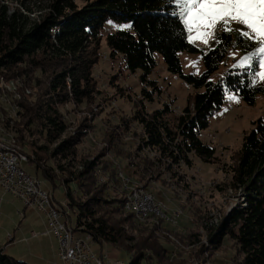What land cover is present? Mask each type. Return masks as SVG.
I'll return each mask as SVG.
<instances>
[{
	"label": "trees",
	"instance_id": "1",
	"mask_svg": "<svg viewBox=\"0 0 264 264\" xmlns=\"http://www.w3.org/2000/svg\"><path fill=\"white\" fill-rule=\"evenodd\" d=\"M11 1L0 0V82L20 79L33 90L32 94L23 95L21 100L19 94L15 95L14 102L20 100L18 105L21 108L17 111L20 121L15 127L19 138L11 140L29 157L32 154L18 143L24 127L39 125L40 132L47 139L56 141L67 131L66 115L61 113V109L68 104L75 109L89 106L101 94L94 71L103 56L102 30L108 21L130 25L129 30L107 35L110 60L120 58L126 71L133 74L141 71V83L154 86L150 77L156 68L157 56H161L167 71L195 90L175 122L168 119L173 113L170 104L148 112L142 101L136 105L132 117L123 119L126 131L132 123L141 126L135 157L139 163L136 162L132 173H137L141 167H144L145 174H155V171L163 169L178 180L175 169L182 164L191 168L192 155L213 163L216 149L200 137V133L209 127L210 118L227 102L229 93H235L246 105L254 107L258 95L264 92L262 86L255 84L254 70L250 67L229 69L218 80L213 79L231 48L242 49L247 54L256 48L254 41L245 42L244 37H238L237 33L221 32L217 45L204 52L190 42L187 28L173 15L176 5L169 0H83V6L75 0H50L48 8L39 12L40 19L33 21L29 13H34L24 14L21 7L15 8L11 14ZM245 44L248 45L247 50ZM184 52L202 56L205 71L201 76L184 73L180 59ZM0 90L2 92V87ZM144 94L147 99H153L154 94L145 90ZM71 144L72 141L61 144L53 156L67 157L72 152ZM34 151L36 158L39 157ZM145 151L155 156L142 158ZM38 160L40 158L35 163L37 169H42L47 179L54 182V169H43ZM95 166V162L87 163L78 175L71 174V179L62 178V184L68 187L74 182L84 188L81 180L87 179ZM230 174L228 186L236 192L238 202L226 220L210 233L209 247L218 251L224 240L230 238L242 257L238 264H264V118L256 120L253 130L244 135ZM103 192L98 190L99 197L84 203L77 202L70 190L67 192L68 205L78 211L74 230L88 235L98 244L124 249L125 244L133 242V239L100 213L103 210L119 214L125 212L129 214L125 219L134 215L125 211V197L115 201L104 200ZM156 229L154 226L153 231ZM126 248L133 251L130 264H143L153 259L159 261L168 254L163 245H149L146 241ZM3 251H0V264H27L5 255Z\"/></svg>",
	"mask_w": 264,
	"mask_h": 264
},
{
	"label": "rangeland",
	"instance_id": "2",
	"mask_svg": "<svg viewBox=\"0 0 264 264\" xmlns=\"http://www.w3.org/2000/svg\"><path fill=\"white\" fill-rule=\"evenodd\" d=\"M75 1L79 6L85 4L83 0ZM49 4L50 0H12L10 13L12 14L15 8L21 7L24 14L34 13V15L29 13L32 21L39 20L41 17L39 12L48 8ZM231 27L236 29L241 26L233 23ZM129 29V24L114 21H108L105 24L102 30L103 56L94 71L101 94L89 106L84 105L75 109L68 104L61 109V113L66 115L67 131L58 140L47 139L40 132L39 125L23 128L21 140L18 143L26 152H30L32 157L29 162L23 163L22 168L28 175L42 181L45 188L51 191L54 202L63 212H66V215H69L74 229L77 225L78 211L68 205L69 190L74 193L75 200L80 203L99 197L98 190H104L102 193L104 200H121L126 195L125 179H130L134 186H140L154 195L156 201L161 204L163 213L171 219V222H166L165 219L159 220L156 217L140 222L132 215V218L125 219L129 215L125 212L119 214L103 210L100 213L133 239V242L125 244L124 249L111 244L101 245L92 240L90 246L94 252H100L103 247L104 255H107V264H117V262L130 264L133 251L132 249L127 251L129 249L126 247H136L143 241L149 245L161 244L168 250V254L159 261L153 259L144 261L143 264H238L242 257L237 253L233 240L226 238L218 251H212L208 237L226 220L227 215L237 205V194L228 186L231 179L230 168L235 163L236 152L241 148L244 135L253 130L256 120L264 118V92L258 95L254 107L246 105L235 93H229L227 102L210 118L209 127L200 133V137L202 141L216 149V159L213 163L204 162L192 155L191 168L182 164L179 169H175L178 180L173 179L172 174L163 169L155 171V174H145L144 167H141L137 173H132L136 162L139 163L135 157L141 126L132 123L126 131L123 119L132 117L136 111V105L142 101L148 112L163 109L165 104H170L173 113L168 116V119L173 122L183 113L189 96L194 94L195 90L179 77L170 74L161 56H157V65L150 77L154 86L151 83H141L139 79L142 75L141 71L135 74L126 71L120 58L117 61L110 60V49L106 43L107 35ZM221 32L237 33L221 30L218 26L215 38H208L207 44L199 39L191 43L204 52H208L217 45L218 35ZM188 35L194 36L195 33L188 32ZM254 51L255 49L245 54L242 49L231 48L213 79L218 80L229 69L250 67L254 70L255 84L264 88V80L257 75L262 71L259 56L253 57L251 66H238L245 56ZM180 59L185 74L201 76L205 71L200 54L184 52L180 54ZM1 87L0 138L6 141L15 138L18 140L19 135L15 128L20 121L17 114L20 108L18 104L23 95L32 94L33 90L20 79L0 82V89ZM144 90L154 94L152 100L145 97ZM17 94L20 100L16 103L14 101ZM229 96H235L239 102L230 100ZM66 141L73 142L70 145L71 154L67 157L59 154L53 156L55 149ZM34 150L38 152L37 158H40L38 163L42 164L43 169H54L56 173L54 182L47 179L42 169H37ZM142 155V158L145 155L150 158L155 156L154 153L147 151ZM89 162H95L96 166L90 174L91 177L81 180L82 185L85 184L84 188L83 186L81 188V185L78 187L74 182L69 183L68 187L62 184V178L71 179L73 175H78L84 171L85 165ZM59 166L64 169L61 170ZM7 195L0 189V251L7 245L8 239L11 240L15 236L18 241L21 226L30 227L31 222L36 221H30L33 217L31 213L30 220L24 219L25 214L22 211L24 206ZM16 204L22 208L23 217L20 216V210ZM26 209L30 212L33 208ZM154 226L157 229L153 231ZM80 234L82 233H78ZM31 242H33L32 245L30 242L27 244L23 242L21 246L5 249L3 253L27 264H65L47 241L42 244L43 252L39 250L38 241ZM26 245L32 246V248L28 247L31 251L27 252L23 249ZM33 249L34 254H31Z\"/></svg>",
	"mask_w": 264,
	"mask_h": 264
},
{
	"label": "built area",
	"instance_id": "3",
	"mask_svg": "<svg viewBox=\"0 0 264 264\" xmlns=\"http://www.w3.org/2000/svg\"><path fill=\"white\" fill-rule=\"evenodd\" d=\"M8 149H18V158L0 155V189L21 202L25 208H33L47 219L50 232L58 240L59 258L65 264H107L104 252L96 253L90 246L92 238L78 235L71 229L70 218L54 202V195L38 178L28 175L22 168L30 157L22 153V147L7 145ZM134 192H137L133 188ZM146 207H154L153 200L146 198ZM155 208V207H154ZM20 216L24 214L19 211ZM117 264H123L117 262Z\"/></svg>",
	"mask_w": 264,
	"mask_h": 264
},
{
	"label": "snow or ice",
	"instance_id": "4",
	"mask_svg": "<svg viewBox=\"0 0 264 264\" xmlns=\"http://www.w3.org/2000/svg\"><path fill=\"white\" fill-rule=\"evenodd\" d=\"M176 8V15L187 28L190 42L199 39L208 43V38H215V32L220 27L224 31H236L246 41H254L255 51L245 56L240 65H252L253 57L259 56V65L262 71L257 73L264 80V0H169ZM235 23L241 27L233 29ZM246 50L248 45L245 44ZM236 100L235 96H229Z\"/></svg>",
	"mask_w": 264,
	"mask_h": 264
},
{
	"label": "bare ground",
	"instance_id": "5",
	"mask_svg": "<svg viewBox=\"0 0 264 264\" xmlns=\"http://www.w3.org/2000/svg\"><path fill=\"white\" fill-rule=\"evenodd\" d=\"M15 97H17V96H15ZM228 108L230 109V107H228ZM6 144L11 145L13 147H20L14 141H6V140L0 138V155L11 157V158H18V149H8ZM22 153H24L23 149H22ZM125 181H126L125 182L126 183L125 211L127 213L134 215L136 220H138L140 222H145V221H147L151 218H155V217L159 218L161 220L165 219L166 222H171V219L167 218L166 215L163 213V209L161 208V204H159L156 201L153 194H151L147 190L141 188L140 186L139 187H137V185L134 186V184L131 183L132 181H130V179H125ZM133 188H135L137 190V192H134ZM146 198L153 200V205L155 208L154 207H146L145 210L142 211L141 206H146ZM71 229L74 230L72 225H71Z\"/></svg>",
	"mask_w": 264,
	"mask_h": 264
},
{
	"label": "crops",
	"instance_id": "6",
	"mask_svg": "<svg viewBox=\"0 0 264 264\" xmlns=\"http://www.w3.org/2000/svg\"><path fill=\"white\" fill-rule=\"evenodd\" d=\"M8 196V195H7ZM15 203H19V202H15ZM21 205H23L22 203H20ZM18 205V204H16ZM20 211L22 210V208L18 205L16 206ZM25 214V217L24 219H29L30 216L29 214L31 213L33 215V217L31 218L30 221L32 220H36L34 222H31V225L30 227H20L21 229L19 230V239L17 241L16 237L14 236L13 238H11V240H7V245L4 246V250L5 249H10V248H13L15 246L19 247L21 246V243L23 244L24 243H28L30 242V245L33 244V242L31 241H38V245H39V250L41 252H43V249H42V244L44 243V241H47L51 246H52V249L56 252V254L58 255L59 254V245H58V240L55 238V236L50 232V229L48 227V224H47V219H46V216L45 214L37 211V210H31L30 212L28 211V209H26L24 207V209L22 210ZM36 224H37V227H36ZM27 231H26V229ZM79 236H82V234H80ZM9 243H11L9 245ZM9 245V246H8ZM32 248V246H23V249H26L27 252L28 251H31V249L29 248ZM34 247V246H33ZM103 247L101 249L100 252H103ZM34 249L32 250V253L31 254H34ZM100 252H96V253H100ZM13 257V256H12Z\"/></svg>",
	"mask_w": 264,
	"mask_h": 264
}]
</instances>
